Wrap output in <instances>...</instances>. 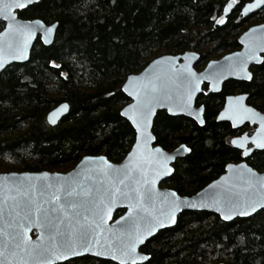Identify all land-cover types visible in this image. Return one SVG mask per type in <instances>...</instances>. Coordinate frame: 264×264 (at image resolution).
<instances>
[{
	"label": "trees",
	"instance_id": "trees-1",
	"mask_svg": "<svg viewBox=\"0 0 264 264\" xmlns=\"http://www.w3.org/2000/svg\"><path fill=\"white\" fill-rule=\"evenodd\" d=\"M251 1L236 0L228 17L223 9L231 0H41L18 12L23 20L59 27L53 45L38 40L28 63L0 74V173L67 172L83 157L99 154L122 162L136 138L121 115L131 102L123 92L128 77L165 55L196 52L201 69L240 49L243 32L264 23V9L242 17V6ZM221 18L225 23H216ZM252 73L251 82L229 81L221 94H202L204 127L184 116L157 114L156 145L191 149L167 186L192 196L240 160L223 134L229 125L216 118L225 95L236 90L264 111V63ZM63 103L70 106L68 116L51 126L48 114ZM252 166L264 172V153L254 155ZM142 251L151 256L146 264H264V210L231 223L207 212H184ZM63 264L115 263L87 256Z\"/></svg>",
	"mask_w": 264,
	"mask_h": 264
},
{
	"label": "water",
	"instance_id": "water-1",
	"mask_svg": "<svg viewBox=\"0 0 264 264\" xmlns=\"http://www.w3.org/2000/svg\"><path fill=\"white\" fill-rule=\"evenodd\" d=\"M40 2L41 0H35L27 8ZM253 2L254 0L248 4ZM11 3L13 0H0V23L5 24L0 33V62L3 63L0 74L13 64L28 63L39 39L45 47L53 45L59 27L58 23L47 25L39 19H21L18 12L27 8L9 9L8 5ZM232 9L233 6L224 13V17H228ZM263 9L264 6L255 8L247 15L242 9L241 15L247 18ZM9 12L15 18L14 20L5 19V14ZM16 24L28 25V28L22 33L17 32ZM253 29H255L254 32ZM238 43L241 46L240 51L227 55L221 60L211 61L203 72H198L196 69L200 62V55L196 52H187L178 56L159 57L141 73L128 77L123 86V92L131 102L122 109L121 115L134 128L136 138L130 152L122 162L114 163L106 156H87L69 173L47 171L0 173V264H63L86 256L121 264L120 249L129 239L126 229L139 224L141 231H144L147 225L142 218L163 220L164 227H156L151 235L145 233L143 242L136 243L135 251L122 257L125 264H132L133 257L135 264H146L151 256L143 254L141 249L161 231L174 228L178 223V217L184 212L212 213L226 223L251 218L261 212L262 210L250 216L233 215L232 219L228 220L223 216L228 211L227 203L221 201L217 205L212 201L214 195L229 193L240 194L241 199H264V173H259L247 163L228 165L224 175L191 197H182L175 191L160 188L162 183L173 176L174 164L187 157L191 149L187 145H181L169 152L156 145L153 127L157 114L165 111L172 117L184 116L195 121L200 127H204L205 109L200 107L203 108V112L199 113V119H197V110L200 108L196 106L204 84L209 85V93L217 94L221 92L223 84L228 80L251 81L252 78L247 79L244 73L252 77L251 68L260 66L264 62V23L249 28L239 38ZM21 52L24 58H14ZM242 62H244L243 65ZM188 72L204 77L199 81V90L194 93L190 105L191 111L184 107L183 77ZM150 81L156 84V92L152 101V112L148 117L146 132L149 138L146 140L130 117L136 118V106L144 99V90ZM242 97L243 99L239 101L236 99L238 97L229 98L218 121L231 122L234 128L240 127L246 121L259 123V128L253 137L258 141L264 139V129L261 128L259 119L255 121L245 119L244 117L248 114L243 109H252L260 117H264V114L248 107L246 97ZM126 110L127 114H124ZM69 112L68 103L59 105L48 114V123L51 126L59 125ZM200 119L204 121L203 124L199 122ZM253 137L247 140L244 148L252 143ZM233 146L237 147L234 144ZM254 146V150H264V148H258L256 144ZM178 149H180L179 152H177ZM245 152H247L245 157H248L252 150ZM100 157L104 160H100ZM165 157H172V159H165ZM153 180L154 183H152ZM66 188L74 189V194L69 196L65 191ZM176 199L196 206H182L174 213L175 222L173 223L167 214L170 211V202ZM28 202H32L30 210L24 208ZM72 203H75L76 207H72ZM36 207L42 210L41 213H36ZM217 207L221 210L218 211ZM43 210H49L47 218L43 215ZM120 211L125 213L116 219L115 216ZM26 214L29 219H25ZM57 217L63 223H59ZM49 220L58 223L60 234L50 235ZM80 225H87L94 230L91 250H85L75 243ZM18 232L23 233L24 240L20 248L15 247L12 241L13 235ZM33 234H36L35 238ZM65 239H71L75 243V246L79 248L78 255L61 254L65 252V249L60 247ZM44 249H48V252L41 255ZM96 252H104L105 255L97 256ZM111 252H114L118 258L113 259L109 254Z\"/></svg>",
	"mask_w": 264,
	"mask_h": 264
},
{
	"label": "snow or ice",
	"instance_id": "snow-or-ice-1",
	"mask_svg": "<svg viewBox=\"0 0 264 264\" xmlns=\"http://www.w3.org/2000/svg\"><path fill=\"white\" fill-rule=\"evenodd\" d=\"M35 0H13V3L8 5V8H19V9H25L30 4H33ZM236 0H231V2L228 4L227 7H225L223 10L225 13H227L235 4ZM264 6V0H254L253 3L248 4L247 6L243 7V13L247 15L249 12H251L255 8H261ZM5 19H11L14 20L15 18L11 16L10 12L5 14ZM216 23L223 24L225 23L224 19L221 18L219 20H216ZM26 28H28V25H22V24H16L15 30L17 32H23ZM48 31H51V29H48ZM253 32L255 29L252 30ZM14 58H24L23 52L20 53L19 56H16ZM253 58L254 53H253ZM244 62H242L243 65ZM241 65V70H243V67ZM0 68H3V63L0 62ZM245 77L247 79H251V75L248 73H244ZM204 77L198 76L195 73L188 72L187 75L183 77L184 84H185V97H184V107L190 109L191 102L193 100L194 93L199 90L198 84L201 79ZM159 79V77H157ZM127 90V89H125ZM156 92V84L152 81L149 82V85L144 90V99L139 101L136 110H137V116L136 118L130 117V119H133V123L137 124L138 130L141 131V133L145 136V139L147 140L149 138L146 129L148 127V117L152 112V101L155 98L154 93ZM131 95V93H130ZM238 101L242 100L243 97L236 98ZM243 111L247 113L244 118L255 121L256 119H259L260 126L262 129H264V117H260L258 113L254 112L252 109L244 108ZM203 112V108H200L197 110V119H199V113ZM124 114H127V110ZM223 115V114H222ZM201 124L204 123L202 119L199 120ZM248 137L245 135L244 137H241L240 139L231 141L232 144L236 145L238 148H244L245 143L247 142ZM252 143L256 144L258 148H264V139L257 140L255 137L252 139ZM183 147V146H182ZM157 151H159L157 149ZM180 149L177 150L179 152ZM247 155V152L244 153ZM100 160H104L103 157L99 158ZM165 159H172V157H165ZM250 171V170H249ZM254 175V174H253ZM123 181H121L122 183ZM155 181L153 180L152 183ZM251 184V178L249 179V185ZM66 193L69 196H72L75 192L72 188H66ZM175 195L174 193L172 194ZM213 203H216L219 205L221 201H224L228 205V211L223 214L224 219H232L233 215H240V216H250L253 213H256L260 210H264V199H241L240 194H226V195H214L212 197ZM72 207H76L75 203L71 204ZM182 206H188V207H195V204H190L187 201H182L179 199L172 200L170 202V211L167 214L168 217L172 220V222H175L174 213L178 211ZM32 207V202H28L25 204L24 208L26 210H30ZM217 210L220 211L221 209L217 207ZM36 213H41V209L39 207H36L35 209ZM43 215L47 218L49 215V210H43ZM25 219H29L27 214L25 215ZM59 221V218H56ZM87 219V218H85ZM144 223L147 225L146 229L144 231H141L139 224H134L133 227L126 229V231L129 234V239L126 243H124L120 249L121 253V264H125V260L122 258L124 256H128L131 252L135 251V246L137 242H143L145 238V233L147 235H151L156 227H164L165 223L163 220H157L152 219L149 220L147 218H142ZM59 223H63V221H59ZM49 230L50 235L54 234H60V229L58 226V223H53L51 220H49ZM94 230H91L89 226L87 225H80L79 231L77 234V239L75 243H78L79 246L85 250H91L93 247V239L94 236L92 234ZM13 244L15 247L20 248L23 243V233L18 232L13 235L12 237ZM75 243L71 239H65V241L60 245L61 248L65 249V252L61 253L62 255H67L68 253H71L72 255H78L79 254V248L75 246ZM48 252V249H44L40 254L45 255ZM97 256L105 255L104 252H96ZM112 255L113 259H117L118 257L114 254V252L109 253ZM132 264H135V258H132Z\"/></svg>",
	"mask_w": 264,
	"mask_h": 264
},
{
	"label": "flooded vegetation",
	"instance_id": "flooded-vegetation-1",
	"mask_svg": "<svg viewBox=\"0 0 264 264\" xmlns=\"http://www.w3.org/2000/svg\"><path fill=\"white\" fill-rule=\"evenodd\" d=\"M233 8H234V5H233ZM242 12V11H241ZM4 24V23H3ZM260 25V24H259ZM254 26H256V25H254ZM4 27H5V24H4ZM253 27V26H252ZM251 28V27H250ZM248 30V29H247ZM246 30V31H247ZM245 31V32H246ZM2 32V31H1ZM0 32V33H1ZM245 32H243V34L245 33ZM242 34V35H243ZM241 35V36H242ZM240 36V37H241ZM239 37V38H240ZM239 38H238V40H239ZM40 40V39H39ZM239 44V43H238ZM240 46V45H239ZM241 50V46H240V49H238V50H236V51H234V52H231V53H225L223 56H221L220 58H218V59H214V60H211V61H217V60H221V59H223L224 57H226L227 55H230V54H232V53H235V52H238V51H240ZM264 57V56H263ZM210 61V62H211ZM209 62V63H210ZM208 63V64H209ZM264 63V62H263ZM207 64V65H208ZM207 65L204 67V68H198V67H196V69H197V71L198 72H203L204 70H205V68L207 67ZM198 66V65H197ZM261 66V65H260ZM254 67H259V66H253L252 68H251V73H252V69L254 68ZM252 79H253V73H252ZM252 79H251V81H252ZM229 81H234V82H241V81H235V80H228V81H226L224 84H223V87H222V90H221V92L220 93H217V94H221L222 92H223V88H224V85L227 83V82H229ZM251 81H249V82H251ZM245 83H248V82H245ZM209 85L208 84H204V86H203V91H202V93H201V95L197 98V101H196V106H197V108H200V107H204V109H205V106H203V105H201V106H199L198 105V100H199V98L202 96V94H205V95H217V94H212V93H209ZM242 96H245L246 97V105L248 106V107H251V108H254V109H256L257 111H259L260 113H262V114H264V111H262V110H259L258 108H256L253 104H252V99H251V96L249 95V94H247V93H243V92H240V91H235V92H233V93H231V94H227V95H225V97H224V101H223V104H222V106H221V108H220V110H219V113H218V116H217V118H216V121L218 122V123H225V124H228L229 126H228V129L223 133V134H225V136H226V139L228 140V142H229V144H230V146L234 149V150H236V151H238V153H240V160L239 161H237V162H230V163H228L227 164V166L228 165H231V164H234V165H239V164H242V163H247L250 167H252L253 169H255L253 166H252V161H253V158H254V155L256 154V153H264V150H254V144H252V143H249L247 146H246V148H238V147H235V146H233V144L231 143V141H233V140H235V139H240L241 137H244L245 135H247V137H248V139H250V138H252L253 136H254V134L256 133V131L258 130V128H259V123H252V122H248V121H246V122H244L243 123V125H241L240 127H238V128H234V126H233V124L231 123V122H228V121H222V122H219L218 121V117H219V115H220V113L225 109V107H226V103H227V101H228V99L229 98H235V97H242ZM204 118H205V112H204ZM181 145H186V144H180L179 146H177L175 149H177L178 147H180ZM158 146V145H157ZM163 148V147H162ZM164 149V148H163ZM175 149H172V150H167V151H169V152H172V151H174ZM250 150H252V153L248 156V157H245V151H250ZM98 156H106L105 154H99V155H97V156H92V157H98ZM85 157H87V156H85ZM107 157V156H106ZM84 158V157H83ZM82 158V159H83ZM108 158V157H107ZM186 158V157H185ZM81 159V160H82ZM109 159V158H108ZM184 159V158H183ZM183 159H181V160H183ZM80 160V161H81ZM110 160V159H109ZM181 160H178L175 164H174V173H175V168H176V165H177V163L179 162V161H181ZM79 161V162H80ZM111 161V160H110ZM79 162H78V164H79ZM78 164H76L75 165V167L73 168V169H71L70 171H68V173L69 172H71V171H73L75 168H76V166L78 165ZM227 166L225 167V172L222 174V175H224L225 173H226V168H227ZM256 170V169H255ZM258 171V170H257ZM259 173H264V172H261V171H258ZM67 173V172H66ZM174 175V174H173ZM221 175V176H222ZM221 176H219L217 179H219ZM217 179H215V180H217ZM169 180V179H168ZM167 180V181H168ZM215 180H213L212 182H214ZM166 182V181H165ZM162 183L161 184V186H160V188H162V189H168V190H172V191H175V192H177L175 189H173V188H171V187H169V186H167V184L166 183ZM212 182H210L209 184H211ZM208 184V185H209ZM207 185V186H208ZM207 186H205V187H207ZM204 187V188H205ZM203 188V189H204ZM203 189H201V190H203ZM200 190V191H201ZM200 191H198V192H200ZM197 192V193H198ZM180 196H182V197H191V196H183V195H181L179 192H177ZM196 193V194H197ZM196 194H194V195H196ZM194 195H192V196H194ZM120 212H123V214L122 215H124V213H125V211H120ZM212 214V213H211ZM121 215V216H122ZM120 216V217H121ZM116 217V216H115ZM119 218V217H118ZM179 218V217H178ZM117 219V218H116ZM33 237L35 238L36 237V234H33ZM144 248V247H143ZM142 248V249H143ZM142 249H141V252L143 253V254H146V253H144L143 251H142ZM87 257V256H86ZM94 258V257H93ZM96 259H98V258H96ZM101 260V259H100Z\"/></svg>",
	"mask_w": 264,
	"mask_h": 264
},
{
	"label": "rangeland",
	"instance_id": "rangeland-1",
	"mask_svg": "<svg viewBox=\"0 0 264 264\" xmlns=\"http://www.w3.org/2000/svg\"><path fill=\"white\" fill-rule=\"evenodd\" d=\"M250 28V27H249ZM222 58V57H221ZM218 61V60H217ZM70 171V170H69ZM58 173H66V172H58ZM67 173H68V171H67Z\"/></svg>",
	"mask_w": 264,
	"mask_h": 264
}]
</instances>
